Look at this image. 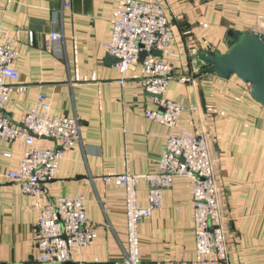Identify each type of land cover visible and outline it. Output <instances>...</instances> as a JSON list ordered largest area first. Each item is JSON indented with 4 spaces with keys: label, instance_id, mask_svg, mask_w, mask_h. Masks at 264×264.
<instances>
[{
    "label": "crops",
    "instance_id": "crops-1",
    "mask_svg": "<svg viewBox=\"0 0 264 264\" xmlns=\"http://www.w3.org/2000/svg\"><path fill=\"white\" fill-rule=\"evenodd\" d=\"M149 1L164 6L172 33L170 50L161 58L175 77L164 96L186 107L173 128L145 115L158 106L139 83L140 61L121 75L106 50L119 14L117 0H0V44L15 52L19 75L9 89L7 115L21 123L39 107L41 96L52 114L75 116L80 123L79 141L64 151L39 201L83 196L96 237L91 245L73 247L71 259L119 261L127 248L125 188L104 182L103 175L158 172L167 135L205 133L227 264H264V109L236 76L199 73L198 59L202 52H225L229 30L264 31V0ZM51 32L62 35L60 54L48 46ZM36 143L54 144L48 138ZM26 148L21 139L0 137V264H40L34 260L38 198L7 176L19 169ZM137 203H147L144 181L137 187ZM138 257L141 264L194 259L191 179L175 177L163 190L161 207L139 223Z\"/></svg>",
    "mask_w": 264,
    "mask_h": 264
},
{
    "label": "built area",
    "instance_id": "built-area-1",
    "mask_svg": "<svg viewBox=\"0 0 264 264\" xmlns=\"http://www.w3.org/2000/svg\"><path fill=\"white\" fill-rule=\"evenodd\" d=\"M117 1L119 14L111 37L105 43L106 50L115 57L114 66L121 75L140 61L138 55L141 51L146 53L140 61L139 83L158 108L146 111L145 115L173 128L186 107L164 96L169 81L175 77L173 67L161 58L170 50L172 39L164 6L149 0ZM48 40L50 49L60 54L62 35L51 32ZM153 51H160V55H152ZM14 60L15 52L0 44V137L8 141L21 139L27 144L19 169L7 176L23 193L38 198L35 203L39 209L35 229L36 263L141 264L138 257L139 223L161 207L163 190L172 185L175 177L183 176L192 181L195 257L189 261L155 264H227L224 218L208 141L205 133L193 132L167 135L158 161V172L103 175L104 182L125 188L127 248L124 257L114 262L99 259L73 261L72 248L91 245L96 237L93 227L87 223L84 197L63 196L46 204H42L39 198L43 185L56 177L64 151L79 141L80 123L75 116L52 114L49 103L41 96L38 97L39 107L30 109L21 123H13L5 111V103L11 84L19 78ZM178 79L190 80L186 76H178ZM38 138H48L54 144L43 147L36 143ZM141 181L147 187L145 206L137 203V187Z\"/></svg>",
    "mask_w": 264,
    "mask_h": 264
},
{
    "label": "water",
    "instance_id": "water-1",
    "mask_svg": "<svg viewBox=\"0 0 264 264\" xmlns=\"http://www.w3.org/2000/svg\"><path fill=\"white\" fill-rule=\"evenodd\" d=\"M228 36L231 40L225 52L214 49L198 54L203 66L199 73L224 79L236 76L244 83L250 97L264 109V32L229 30ZM145 55L141 51L139 60ZM152 55L159 56L160 51H153Z\"/></svg>",
    "mask_w": 264,
    "mask_h": 264
},
{
    "label": "rangeland",
    "instance_id": "rangeland-1",
    "mask_svg": "<svg viewBox=\"0 0 264 264\" xmlns=\"http://www.w3.org/2000/svg\"><path fill=\"white\" fill-rule=\"evenodd\" d=\"M252 146H253V145H252ZM252 146H249L248 149H253L254 146H253V147H252ZM225 148H226V147H225ZM246 148H247V147H246ZM246 148H245V149H246ZM226 149H227V148H226ZM225 151H226V150L224 149V153H225Z\"/></svg>",
    "mask_w": 264,
    "mask_h": 264
},
{
    "label": "bare ground",
    "instance_id": "bare-ground-1",
    "mask_svg": "<svg viewBox=\"0 0 264 264\" xmlns=\"http://www.w3.org/2000/svg\"><path fill=\"white\" fill-rule=\"evenodd\" d=\"M264 32V31H263Z\"/></svg>",
    "mask_w": 264,
    "mask_h": 264
}]
</instances>
